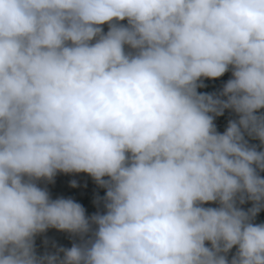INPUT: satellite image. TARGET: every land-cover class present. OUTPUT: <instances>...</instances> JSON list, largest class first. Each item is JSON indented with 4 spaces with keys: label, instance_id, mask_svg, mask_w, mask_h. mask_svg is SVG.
Segmentation results:
<instances>
[{
    "label": "clouds",
    "instance_id": "9594fccd",
    "mask_svg": "<svg viewBox=\"0 0 264 264\" xmlns=\"http://www.w3.org/2000/svg\"><path fill=\"white\" fill-rule=\"evenodd\" d=\"M260 109L264 0H0V264H264ZM57 171L103 213L38 186ZM49 228L80 241L38 255Z\"/></svg>",
    "mask_w": 264,
    "mask_h": 264
},
{
    "label": "trees",
    "instance_id": "16d2710c",
    "mask_svg": "<svg viewBox=\"0 0 264 264\" xmlns=\"http://www.w3.org/2000/svg\"><path fill=\"white\" fill-rule=\"evenodd\" d=\"M121 23H126V21H121ZM104 31H107V24L102 25ZM231 78V70L225 72L221 77L210 79V81L206 82L207 78H202L201 82L203 83V87H198L197 91L202 93H219L222 89L223 84ZM264 113V109L258 110L257 114ZM232 115L234 116L235 113H224L220 115L223 119L231 118ZM225 127V125H224ZM226 128V127H225ZM225 128H217L219 132L223 131ZM245 138L248 140L249 144H254L258 146L260 142L258 139L248 137L247 135ZM262 177H264V171L259 173ZM71 172L65 173L57 171L51 181H47L45 179H41L37 181L39 187L46 188L49 192L50 196L55 198L57 197H64L68 198L71 197L74 201L80 203L84 209L86 215H92L96 212L103 213V200L97 199L102 198L105 195V190L99 192L94 187L91 188H84L78 184V186L72 187L71 182ZM252 203V201H251ZM216 203L212 204L211 202L206 203L205 207H217ZM247 210V209H245ZM264 222V208L257 213L254 223H262ZM51 238H49L48 243L45 245V253L55 252L60 247H71L74 242H79L80 237L74 236L66 231H61L54 229L50 232ZM206 246L210 247V242H205ZM235 252V246L232 250L228 253V258L230 259L232 254Z\"/></svg>",
    "mask_w": 264,
    "mask_h": 264
},
{
    "label": "rangeland",
    "instance_id": "374dc122",
    "mask_svg": "<svg viewBox=\"0 0 264 264\" xmlns=\"http://www.w3.org/2000/svg\"><path fill=\"white\" fill-rule=\"evenodd\" d=\"M202 79V78H201ZM71 181H76V186L81 185L83 188L84 186L86 188H91L94 187L95 189H97L99 192H103L104 190L106 191L105 188L99 186L95 180L88 174V173H84V172H71ZM105 179H107V177H105ZM52 199H56L53 196H50ZM212 204H214L215 202H211ZM55 228H49L47 229L45 232L38 234L35 237V251L38 255H42L45 253V245L48 243L49 238H51L50 232H52Z\"/></svg>",
    "mask_w": 264,
    "mask_h": 264
},
{
    "label": "built area",
    "instance_id": "2783aa9c",
    "mask_svg": "<svg viewBox=\"0 0 264 264\" xmlns=\"http://www.w3.org/2000/svg\"><path fill=\"white\" fill-rule=\"evenodd\" d=\"M207 80L210 81V78H208ZM224 113H233L234 114L235 112L231 109H225L223 114ZM235 119H238V115L236 113L234 116L232 115L231 118H227V119H223L220 116H216V117H214V123H215L217 128H225L227 126V123L229 120H235ZM224 125H225V127H224ZM223 131H221V132H223ZM205 205L206 204H204L203 206L205 207ZM238 207L245 210V209L252 207V203H251V201L246 200L244 204H238Z\"/></svg>",
    "mask_w": 264,
    "mask_h": 264
}]
</instances>
